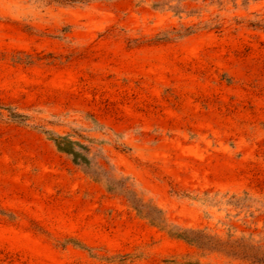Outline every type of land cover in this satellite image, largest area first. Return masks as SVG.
Listing matches in <instances>:
<instances>
[{"label": "rangeland", "instance_id": "rangeland-1", "mask_svg": "<svg viewBox=\"0 0 264 264\" xmlns=\"http://www.w3.org/2000/svg\"><path fill=\"white\" fill-rule=\"evenodd\" d=\"M0 264H264V0H0Z\"/></svg>", "mask_w": 264, "mask_h": 264}, {"label": "trees", "instance_id": "trees-1", "mask_svg": "<svg viewBox=\"0 0 264 264\" xmlns=\"http://www.w3.org/2000/svg\"><path fill=\"white\" fill-rule=\"evenodd\" d=\"M45 2L48 5H58V6H87L95 2H114L119 0H35ZM57 145L64 149L66 148V140L59 137L56 141Z\"/></svg>", "mask_w": 264, "mask_h": 264}]
</instances>
